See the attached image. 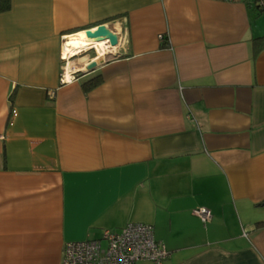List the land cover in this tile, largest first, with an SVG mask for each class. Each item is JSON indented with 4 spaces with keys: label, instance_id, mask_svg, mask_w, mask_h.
<instances>
[{
    "label": "crops",
    "instance_id": "1",
    "mask_svg": "<svg viewBox=\"0 0 264 264\" xmlns=\"http://www.w3.org/2000/svg\"><path fill=\"white\" fill-rule=\"evenodd\" d=\"M259 1L10 0L0 264H61L66 244L129 223L152 227L163 264H264ZM99 26L121 44L80 53Z\"/></svg>",
    "mask_w": 264,
    "mask_h": 264
},
{
    "label": "built area",
    "instance_id": "2",
    "mask_svg": "<svg viewBox=\"0 0 264 264\" xmlns=\"http://www.w3.org/2000/svg\"><path fill=\"white\" fill-rule=\"evenodd\" d=\"M257 4L264 7V0ZM68 59L62 55L64 68ZM65 75H62L63 81ZM67 76L69 81L70 75ZM192 215L202 222L210 220V214L204 209H195ZM168 257L169 252L154 238L151 226L129 223L119 233L105 231L100 239L66 244L61 264H132L139 261L163 264Z\"/></svg>",
    "mask_w": 264,
    "mask_h": 264
},
{
    "label": "water",
    "instance_id": "3",
    "mask_svg": "<svg viewBox=\"0 0 264 264\" xmlns=\"http://www.w3.org/2000/svg\"><path fill=\"white\" fill-rule=\"evenodd\" d=\"M89 37L93 39V42L92 43L90 42V44L81 48V50H79L80 53L81 51H85V52L91 51V50L94 51L95 43L105 42L111 48H116L120 45L119 35L111 34V32L108 29H106L105 26H99L98 28L93 30L92 34L89 35ZM108 55L111 57L114 56V54H111V53ZM104 57L106 58L107 56L106 55L101 56V58H104ZM97 65H98L97 62L93 61L85 67V71L86 72L92 71Z\"/></svg>",
    "mask_w": 264,
    "mask_h": 264
},
{
    "label": "trees",
    "instance_id": "4",
    "mask_svg": "<svg viewBox=\"0 0 264 264\" xmlns=\"http://www.w3.org/2000/svg\"><path fill=\"white\" fill-rule=\"evenodd\" d=\"M9 8H10V0H0V13L9 10ZM257 8H259V10H264V7H260L258 4H257ZM100 82L101 81L99 77L90 79L85 83L86 90L95 88L97 85L100 84ZM256 226H264V221L257 222Z\"/></svg>",
    "mask_w": 264,
    "mask_h": 264
},
{
    "label": "bare ground",
    "instance_id": "5",
    "mask_svg": "<svg viewBox=\"0 0 264 264\" xmlns=\"http://www.w3.org/2000/svg\"><path fill=\"white\" fill-rule=\"evenodd\" d=\"M91 34H92V31H90V32L89 31L88 32H81L77 36V39L75 40L76 41V44L79 45V46H87L88 44H90V42L92 43L93 42V39H91L89 37V35H91ZM95 45L97 47H102L103 42L95 43Z\"/></svg>",
    "mask_w": 264,
    "mask_h": 264
}]
</instances>
